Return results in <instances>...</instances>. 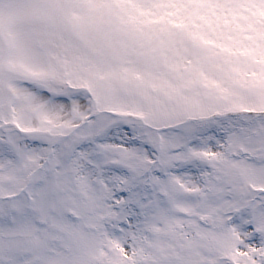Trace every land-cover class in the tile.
I'll return each mask as SVG.
<instances>
[{"label":"snow or ice","instance_id":"obj_1","mask_svg":"<svg viewBox=\"0 0 264 264\" xmlns=\"http://www.w3.org/2000/svg\"><path fill=\"white\" fill-rule=\"evenodd\" d=\"M0 264H264V0H0Z\"/></svg>","mask_w":264,"mask_h":264}]
</instances>
